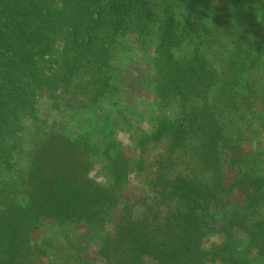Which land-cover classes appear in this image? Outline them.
<instances>
[{
	"label": "rangeland",
	"instance_id": "obj_1",
	"mask_svg": "<svg viewBox=\"0 0 264 264\" xmlns=\"http://www.w3.org/2000/svg\"><path fill=\"white\" fill-rule=\"evenodd\" d=\"M141 1L130 11L117 1L125 28L102 61L105 92L88 74L78 88L39 91L49 154L85 152L104 189L89 201L98 213L41 225L45 262L264 264V0ZM176 62L192 67L187 108Z\"/></svg>",
	"mask_w": 264,
	"mask_h": 264
},
{
	"label": "trees",
	"instance_id": "obj_2",
	"mask_svg": "<svg viewBox=\"0 0 264 264\" xmlns=\"http://www.w3.org/2000/svg\"><path fill=\"white\" fill-rule=\"evenodd\" d=\"M117 1L0 0V264H46L51 249L37 235L41 225L98 213L89 203L104 192L95 180L94 162L67 144L65 153L49 154L53 129L39 121V91L78 88L76 79L88 74L105 92L111 77L102 61L114 57L125 28ZM132 6L130 0L121 2L126 11ZM143 25L141 17L137 26ZM201 64L202 75L215 82ZM182 68L192 70L176 62L174 95L187 108L192 95L185 93ZM194 112L184 111L180 120L192 121ZM24 121L30 122L28 129ZM220 136L216 133L210 143L214 153ZM196 202L201 204L198 197Z\"/></svg>",
	"mask_w": 264,
	"mask_h": 264
}]
</instances>
